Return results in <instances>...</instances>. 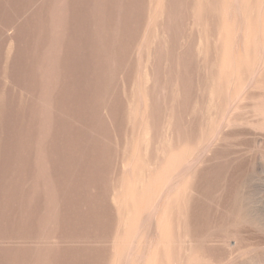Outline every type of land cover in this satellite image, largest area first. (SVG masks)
<instances>
[{
	"label": "rangeland",
	"instance_id": "1",
	"mask_svg": "<svg viewBox=\"0 0 264 264\" xmlns=\"http://www.w3.org/2000/svg\"><path fill=\"white\" fill-rule=\"evenodd\" d=\"M0 264H264V0H0Z\"/></svg>",
	"mask_w": 264,
	"mask_h": 264
}]
</instances>
